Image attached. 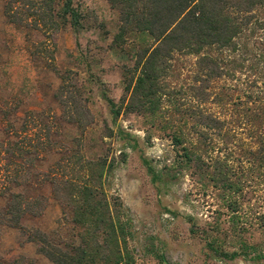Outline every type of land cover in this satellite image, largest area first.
Listing matches in <instances>:
<instances>
[{"label": "trees", "instance_id": "1", "mask_svg": "<svg viewBox=\"0 0 264 264\" xmlns=\"http://www.w3.org/2000/svg\"><path fill=\"white\" fill-rule=\"evenodd\" d=\"M108 1L119 15L112 46L121 51L127 39H134L131 50L126 51L131 64L123 67L122 97L116 102L104 95L110 112L115 117L122 111L136 113L163 130L170 129L167 135L175 147L176 166L193 167L208 176V189L221 200L238 245L226 250L220 244L222 230L216 220L208 229V247L214 255L263 261L264 0ZM3 13L20 28L48 32L68 23L74 32L83 29L74 0H5ZM179 56L194 59L191 82L185 87L191 103L187 114L176 106L169 109L176 105L173 97L183 91L167 81ZM65 83L56 96L66 122L87 125L90 113L86 104ZM173 112L180 115L182 125L174 124ZM8 126L12 136L0 141V236L9 227L26 231L38 252L54 264L130 262L129 218L120 197L108 195L102 187L105 164H83L76 150L64 148L65 164L57 160L45 170L37 169L34 161L43 159L38 152L48 154L50 146L38 142L41 145L31 151L34 144L27 125L22 138ZM192 135L197 141L193 142ZM49 137L48 131V144ZM201 140L206 149L198 145ZM144 162L152 180H160L162 172ZM45 187L60 204L62 219L76 228L68 238L57 229L31 230L22 224L24 217L43 213L48 202L42 193ZM36 189L39 192L33 193ZM251 230L260 232L258 243L250 244L243 237ZM0 264L22 262L0 258Z\"/></svg>", "mask_w": 264, "mask_h": 264}, {"label": "rangeland", "instance_id": "2", "mask_svg": "<svg viewBox=\"0 0 264 264\" xmlns=\"http://www.w3.org/2000/svg\"><path fill=\"white\" fill-rule=\"evenodd\" d=\"M4 1L0 0V141L12 136L8 124L21 138L27 125L34 144L31 151L40 143L51 148L48 154L38 152V158L43 159L34 161L37 169L45 170L57 160L65 164L64 148L76 150L83 164H105L102 187L108 195L120 197L129 218L126 241L131 259L126 264H263L264 260L242 256L232 260L217 257L209 249L208 229L216 220L222 230L218 240L226 250L238 247L237 238L228 228L221 200L208 189V176L193 167L184 170L176 166L175 147L167 135L170 129L163 130L136 113L122 111L115 117L110 112L105 96L116 102L122 97L123 67L131 64L126 51L131 50L134 39H127L121 51L112 46L119 15L109 1L74 0L82 15L83 29L78 32L68 23L48 32L15 26L3 13ZM193 60L179 56L175 62L167 81L183 91L173 97L176 105L169 106L170 110L176 106L189 113L185 112L191 105L185 87L191 82ZM63 81L75 89L80 103L86 104L90 113L87 125L66 122L56 96ZM204 106L208 109V103ZM172 116L174 124L182 125L180 115L173 112ZM191 138L197 141L195 136ZM199 142L201 149H206L203 141ZM207 156L205 153L204 159ZM144 160L162 172L160 180H152ZM42 193L48 197L43 213L24 217L22 224L31 230L57 229L67 238L76 233V228L62 219V208L49 188H43ZM217 211L224 214L219 216ZM259 233L251 230L243 237L254 244L260 241ZM0 258L18 259L22 264H54L38 252L26 231L10 227L0 236Z\"/></svg>", "mask_w": 264, "mask_h": 264}]
</instances>
